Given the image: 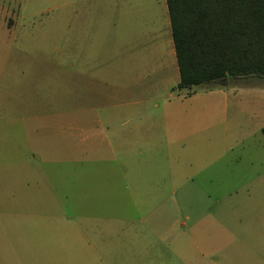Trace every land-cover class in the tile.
Masks as SVG:
<instances>
[{"label": "rangeland", "instance_id": "1", "mask_svg": "<svg viewBox=\"0 0 264 264\" xmlns=\"http://www.w3.org/2000/svg\"><path fill=\"white\" fill-rule=\"evenodd\" d=\"M167 22L165 0H0V187L52 197L41 225L76 229L74 264H213L216 224L262 247L264 168L262 185L221 170L251 163L241 134L264 123L232 85L264 76L134 89ZM245 254L235 264H259Z\"/></svg>", "mask_w": 264, "mask_h": 264}, {"label": "crops", "instance_id": "2", "mask_svg": "<svg viewBox=\"0 0 264 264\" xmlns=\"http://www.w3.org/2000/svg\"><path fill=\"white\" fill-rule=\"evenodd\" d=\"M166 4V2H165ZM167 11V7H166ZM168 14V11H167ZM168 34L165 35L164 44L165 51H158V47L154 48L155 52H145L147 63L143 65L141 71L137 72V80L143 83H138L134 89H141L143 91H152L160 87L167 89L176 81L177 86L179 83V72L174 51V45L171 35L170 20L166 23ZM134 81L130 83V86ZM129 86V87H130ZM240 92H251L256 95L259 100L255 102V112L262 117L264 110H262V86H239L232 85ZM204 88L203 86H201ZM125 89H128L125 88ZM213 91L217 90L215 88ZM189 96L190 93H187ZM188 96H185L187 98ZM138 103L145 101L142 98L143 94L139 95ZM245 109V108H244ZM187 114L182 115L185 119ZM232 119H238L242 122V117L232 116ZM264 123L256 125V132L246 131L241 134V138L248 139L250 147L249 159L251 163L238 164L231 166L230 169L221 170L222 174L227 173L226 176H231L229 179H221L224 183H231L243 174L242 181H248L251 185H262V167L264 168V135L261 130ZM263 137L257 136L258 131ZM241 139V140H242ZM239 140L237 143H242ZM234 148L225 145L220 149V153L228 155L232 153ZM13 165L12 163H0V170L5 166ZM231 172V175L228 172ZM239 180V179H238ZM2 180L0 179V185ZM36 191V189H35ZM52 197H27L26 195H17L16 191L13 193L8 192V189L0 187V264H74V249L76 243L75 228L72 226L60 227H43L41 225L43 218L44 203L50 202ZM28 221L29 225H24ZM104 234H109L111 229H104ZM106 230H108L106 232ZM198 230V229H197ZM210 238L209 243L204 244L203 247L209 249L213 264H235L234 252L245 251L246 258L251 260H258L259 264H264V197H262V228L256 233L262 237V247L258 249L251 244L245 243L234 246V235L232 230L225 225H215L209 229ZM122 234L121 231L114 232ZM104 239V238H103ZM84 243L85 239L80 237ZM107 240V239H106ZM119 240V239H118ZM111 242L117 243L116 238H112ZM203 248V249H204ZM261 250L256 252L254 250ZM201 257L208 258V255L200 251ZM251 258V259H250Z\"/></svg>", "mask_w": 264, "mask_h": 264}, {"label": "trees", "instance_id": "3", "mask_svg": "<svg viewBox=\"0 0 264 264\" xmlns=\"http://www.w3.org/2000/svg\"><path fill=\"white\" fill-rule=\"evenodd\" d=\"M165 2L179 89L264 76V0Z\"/></svg>", "mask_w": 264, "mask_h": 264}, {"label": "water", "instance_id": "4", "mask_svg": "<svg viewBox=\"0 0 264 264\" xmlns=\"http://www.w3.org/2000/svg\"><path fill=\"white\" fill-rule=\"evenodd\" d=\"M220 84H225L226 83V80H222L219 82Z\"/></svg>", "mask_w": 264, "mask_h": 264}]
</instances>
